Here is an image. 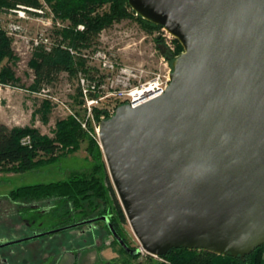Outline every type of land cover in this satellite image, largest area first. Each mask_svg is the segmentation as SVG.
<instances>
[{
	"label": "water",
	"instance_id": "water-1",
	"mask_svg": "<svg viewBox=\"0 0 264 264\" xmlns=\"http://www.w3.org/2000/svg\"><path fill=\"white\" fill-rule=\"evenodd\" d=\"M129 5L184 48L164 95L137 108L121 105L100 123L129 225L152 255H250L264 246V0ZM100 221L128 255H140L107 216L25 240Z\"/></svg>",
	"mask_w": 264,
	"mask_h": 264
},
{
	"label": "trees",
	"instance_id": "trees-1",
	"mask_svg": "<svg viewBox=\"0 0 264 264\" xmlns=\"http://www.w3.org/2000/svg\"><path fill=\"white\" fill-rule=\"evenodd\" d=\"M45 2L52 8L57 18L70 23L62 35L65 43L75 49L95 45L103 30L128 18L136 17L135 19H138L149 33L163 28L137 15L130 7L129 0H45ZM18 6L39 7L40 1L0 0L2 9L10 10ZM79 25H84L85 30H77ZM176 43L177 54L183 53V46L178 40ZM14 61L11 40L0 30V85L14 87L20 82L10 66ZM30 66L34 69L37 84L51 83L63 72L75 76L78 69L85 72L92 69L86 59L74 57L68 49L61 47L54 48L50 53H37ZM40 112L47 120L51 112L50 104L44 103ZM26 136L31 137V146H22L21 140ZM83 142L88 143L87 149L93 157L91 172H76L68 179L54 183L20 187L12 191L9 197L25 203L52 200L55 205L54 217L61 220V224L54 228L70 225L78 216L82 217L78 221L107 216L126 245L131 247L124 231L129 222L109 176L102 148L81 128L73 116L57 122L54 138L42 136L32 128H10L0 123V173H23L51 164L60 158L58 152L61 149H68V154L74 153L81 148ZM72 214L76 217L73 218ZM99 224L104 225L111 234L104 222L95 223L96 226ZM114 244L119 253L128 260L140 258V255L135 257L128 255L116 240ZM164 259L168 264H264V246L243 258L216 255L202 250L174 249L164 256Z\"/></svg>",
	"mask_w": 264,
	"mask_h": 264
},
{
	"label": "rangeland",
	"instance_id": "rangeland-1",
	"mask_svg": "<svg viewBox=\"0 0 264 264\" xmlns=\"http://www.w3.org/2000/svg\"><path fill=\"white\" fill-rule=\"evenodd\" d=\"M39 1L40 6L32 8L41 9L43 13L31 12V18L28 20L20 21V19H17V15L13 13V10H18V8L10 10L0 8V30L5 32L11 40L15 61L10 63V66L20 81L14 87L0 85V123L6 124L10 128H32L37 130L42 136L54 138L58 121L73 116V114H82L78 76L81 71H84L83 69H78L75 76H70L67 72H63L51 83L37 84L36 75L34 69L30 66V62L37 53H50L51 51H46L45 47L32 51L28 48V42L43 34L50 38L53 49L56 47L69 48V45L63 39L62 33L70 25L69 22H63L57 18L45 0ZM135 18L116 22L112 27L106 29L103 38L98 37L95 45L89 48L73 49L79 54L90 56L98 49H104L117 60L118 69L126 66H144L150 71L159 69L162 72L164 67H166L165 62H168L172 69L173 61L182 54H177V39L172 42L173 47L171 48L162 36V29L149 33L143 28L139 20ZM18 21L20 22L18 24L23 28V32L13 33L7 30L10 25ZM87 64L92 68V71L96 72V63H92L88 59ZM44 103H49L51 106V112L47 120L44 119L43 113L40 112ZM87 148L88 143L83 142L81 148L74 153L68 154V149H61L58 152L60 158L51 164L23 173H0V197L9 198L10 193L20 187L54 183L66 180L71 174L76 172H91L93 157L89 154ZM63 152L64 156H62ZM50 217H54V215ZM54 218H51L50 222L45 225V229L52 230L56 225L61 224L59 222L61 221L60 218ZM79 218L82 217L78 216L76 220ZM95 229L92 233L82 238L79 243V239H76L78 237L77 233L64 231L51 235L47 239L37 240L35 245H39L38 242L47 240L53 242L62 240L60 244L63 245L75 239L68 247L79 248L82 247L83 240H87L85 245L99 243L102 246L113 247L119 254L118 264H168L164 256H158L161 258L159 259L155 257L157 255L154 256L150 253L146 255L140 253L138 260L130 261L126 256L119 253L118 248L114 244V237L107 232L104 225L99 224ZM124 231L131 243V248L140 249L141 243L134 235L129 224L124 227ZM71 234L74 239H68L72 237ZM62 245L59 246L61 247ZM59 248L57 249L56 247L53 250V254H59ZM51 263H53V260H51Z\"/></svg>",
	"mask_w": 264,
	"mask_h": 264
},
{
	"label": "built area",
	"instance_id": "built-area-1",
	"mask_svg": "<svg viewBox=\"0 0 264 264\" xmlns=\"http://www.w3.org/2000/svg\"><path fill=\"white\" fill-rule=\"evenodd\" d=\"M17 8L18 10H13V13L17 15V19H20V21L30 19L31 12L37 14L43 13L38 8L26 6H18ZM18 23L20 22L18 21L10 25L7 30L13 33L23 32V28ZM78 30L84 31L85 26L79 25ZM105 32L106 29L100 33L99 37L103 38ZM162 36L172 48V42L175 40L173 35L162 28ZM28 44V48L32 51L42 47H45L46 51L49 52L53 49L50 38L43 34L31 39ZM65 49H68L74 57H81L87 61L89 59L92 63L97 64L96 72L94 70L92 71V69L90 72L81 71L78 76L82 114H73V116L81 128L99 144L100 123L112 117L119 106L127 104L132 108H137L164 95L171 82L173 68L171 69L168 62L164 63L166 67H164L162 72L159 69L157 71H150L144 68V66H126L118 69L117 60L104 49H98L92 56L79 54L75 49L70 47ZM21 144L22 146H31V137H24L21 140ZM140 253L142 255L149 254L142 246ZM155 257L161 259L158 256Z\"/></svg>",
	"mask_w": 264,
	"mask_h": 264
},
{
	"label": "flooded vegetation",
	"instance_id": "flooded-vegetation-1",
	"mask_svg": "<svg viewBox=\"0 0 264 264\" xmlns=\"http://www.w3.org/2000/svg\"><path fill=\"white\" fill-rule=\"evenodd\" d=\"M54 207L55 205L52 200L25 203L13 200L10 197L6 199L0 197V264H50L49 260L53 255V250L56 247L58 249L60 247L59 245H62L60 244L62 240L56 242L47 240L38 242L39 245H35L37 240L47 239L51 235L41 236L31 240L25 239L51 231L45 229V225L50 222L51 218H54L50 217L51 215H55ZM72 215L73 218L76 217L75 214ZM73 220L74 222L72 224L58 228L84 222L76 219ZM59 222L61 223V221ZM96 227L95 223H93L92 225L69 228L65 231L77 233L78 237L76 239H79V243L81 237L89 235V233L96 230ZM58 228H53L52 230ZM71 236L68 239H74L72 234ZM21 240L25 241L19 242ZM74 240L63 244L60 248H67ZM9 243L14 244L5 245ZM78 243L76 242V244Z\"/></svg>",
	"mask_w": 264,
	"mask_h": 264
},
{
	"label": "crops",
	"instance_id": "crops-1",
	"mask_svg": "<svg viewBox=\"0 0 264 264\" xmlns=\"http://www.w3.org/2000/svg\"><path fill=\"white\" fill-rule=\"evenodd\" d=\"M84 238L81 237L80 240ZM87 240H83L82 247L59 248V254H53L50 264H118L119 254L110 246L101 244L85 245ZM53 260V263H51Z\"/></svg>",
	"mask_w": 264,
	"mask_h": 264
},
{
	"label": "bare ground",
	"instance_id": "bare-ground-1",
	"mask_svg": "<svg viewBox=\"0 0 264 264\" xmlns=\"http://www.w3.org/2000/svg\"><path fill=\"white\" fill-rule=\"evenodd\" d=\"M173 72V71H172ZM171 76H172V73H171Z\"/></svg>",
	"mask_w": 264,
	"mask_h": 264
}]
</instances>
